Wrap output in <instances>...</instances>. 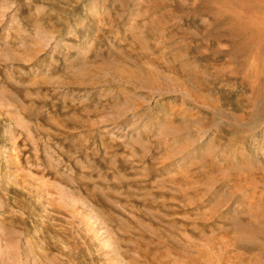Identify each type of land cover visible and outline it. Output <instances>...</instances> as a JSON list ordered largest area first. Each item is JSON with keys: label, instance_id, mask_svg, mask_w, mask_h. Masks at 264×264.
<instances>
[{"label": "rangeland", "instance_id": "obj_1", "mask_svg": "<svg viewBox=\"0 0 264 264\" xmlns=\"http://www.w3.org/2000/svg\"><path fill=\"white\" fill-rule=\"evenodd\" d=\"M0 264H264V0H0Z\"/></svg>", "mask_w": 264, "mask_h": 264}]
</instances>
